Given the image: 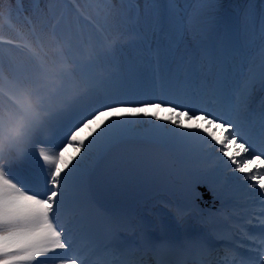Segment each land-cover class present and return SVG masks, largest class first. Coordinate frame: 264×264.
Here are the masks:
<instances>
[{
    "label": "snow or ice",
    "instance_id": "snow-or-ice-1",
    "mask_svg": "<svg viewBox=\"0 0 264 264\" xmlns=\"http://www.w3.org/2000/svg\"><path fill=\"white\" fill-rule=\"evenodd\" d=\"M219 2L136 0L143 32L100 3L103 29L127 37L111 56L155 54L117 63L0 164V264H264V0ZM161 185L195 229L154 235L134 220L131 203Z\"/></svg>",
    "mask_w": 264,
    "mask_h": 264
},
{
    "label": "bare ground",
    "instance_id": "bare-ground-1",
    "mask_svg": "<svg viewBox=\"0 0 264 264\" xmlns=\"http://www.w3.org/2000/svg\"><path fill=\"white\" fill-rule=\"evenodd\" d=\"M49 2V0H45V4H47ZM113 4V3H112ZM108 6H110V5H108ZM60 8H61V4L59 3V10H60ZM115 9V8H114ZM114 9H112V14H113V12H114ZM59 12V11H58ZM104 14H108V9H106L104 12H102V15H104ZM141 25H143L142 23H140ZM19 25L20 24H17V25H15L13 28V30H15L16 28H18L19 27ZM144 26V25H143ZM89 27H86V29H88ZM100 39V41H101V38H99ZM75 40H77V41H79L80 42V40H78V39H75ZM81 43V42H80ZM65 56H66V53H65ZM133 57V54H128V55H126L124 58H125V61L126 60H128V59H130V58H132ZM111 60V59H110ZM109 60V61H110ZM66 64V66L67 67H69L70 68V70H72L74 67H73V65H75L76 66V62H72L71 63V61H70V64H67V63H65ZM85 65L84 64H79V68H83ZM21 73H25V69H24V71L22 72V71H20ZM62 74H65L66 73V71H63V72H61ZM60 77L61 76H59V77H57V78H55V82L54 83H50V82H48L47 84H45V85H43V87H41V94L47 89V88H49L50 86H52L53 84H55L56 82H58V81H60L61 79H60ZM104 87H106V85L104 86ZM103 87V88H104ZM93 91H94V88H93ZM33 94V97H32V100L34 101V103H38L37 102V100H38V98H39V96L36 94V93H32ZM55 95H56V98L55 99H53V100H51V101H49L48 103H47V108H42V106L41 105H39V107H40V114L39 115H36L35 117H33L32 119L34 120V121H32L31 123H28V124H25V125H23V126H21L20 128H18V129H16V130H20V129H22V128H27L28 129V133L31 135V136H33V134H31V133H33V132H37L38 130H40V128L38 127V126H35V121L36 122H38V123H40L41 125H42V127L44 128V130L46 131V132H49L50 130H51V127L53 126V127H55L54 125H51L50 124V122L48 121V120H46L45 119V117H44V115H45V113L47 112V115H48V112L50 111V109L53 107L52 105H56V106H54L55 107V109H57V111L58 110H60V107H59V97L60 96H62V97H65V99H69V101H74L73 99H76V101L78 100V98H79V95L78 94H76V88H74V86L72 85V84H68V83H65L64 85H62V86H57V87H55ZM76 103V102H75ZM61 104H65L64 103V101H62L61 102ZM59 108V109H58ZM69 109H71V107L69 106V105H67V104H65V106H64V109H63V113L65 112V111H67V110H69ZM161 116L162 115H165L166 113H164V112H160L159 113ZM20 123V121H17L15 124H19ZM2 139H3V141L4 142H8L7 144H10V146L11 147H14L15 146V144H13V143H10L9 141H7V139L6 138H1L0 137V143H1V141H2ZM24 138H22L20 141H22ZM30 142H32V137H31V139L29 140ZM7 144H5V145H7ZM5 156H6V153H2L1 154V156H0V162L1 161H4L5 160ZM13 158H17L16 156H12V157H9V159L7 160V163L11 160V159H13ZM31 164L33 165V166H35L36 165V159H34L32 162H31ZM176 200V201H180V199H181V197H180V194H179V191L178 190H176V191H173L172 189H170L164 196H161V197H159V198H156V199H154V202H156V201H158V202H160V201H164V200ZM152 204V203H151ZM177 214H178V212H176ZM135 220V219H134ZM150 232H152L154 235H165V234H168V235H171V234H173V233H180V232H183L185 229H188V230H193V229H195L196 227H197V225H196V221H195V219L190 215L189 216V218H188V220H187V222L183 225V226H177L176 224H174V223H170V222H166V221H164V222H160V223H158L154 228H152V227H149V226H147L146 224H143Z\"/></svg>",
    "mask_w": 264,
    "mask_h": 264
},
{
    "label": "rangeland",
    "instance_id": "rangeland-1",
    "mask_svg": "<svg viewBox=\"0 0 264 264\" xmlns=\"http://www.w3.org/2000/svg\"><path fill=\"white\" fill-rule=\"evenodd\" d=\"M11 0H0V36H10V37H14L15 38V34L18 35H22L24 36L25 33H21V31L25 32V22L23 21V19L20 18H14L10 16H8V6L11 4L10 2ZM96 2L99 0H95ZM221 1L219 2V5L221 4ZM42 3H40L39 7V13L41 14L40 17L38 19V24L41 25H47L49 21L54 19L55 14L57 13L58 10L56 9H52L50 10L49 14L46 16V13H44V8H43V4L45 3V0H41ZM51 5L54 3L53 0H49V2ZM75 11L72 12L70 15L74 16L78 19V24H79V28L82 29V27L84 26V22H86V20L91 21L94 25L96 26H101L102 21H104V18L102 17V7H100L99 5L94 8L92 6H90L88 3H86L84 0H75ZM136 5V3H135ZM5 21H9L11 26L6 27L4 25ZM17 21H19L20 25L18 28V32L15 33L13 30L14 26L17 24ZM45 37L48 38V41L50 42V37L48 34H45ZM75 37L74 34H70L69 35V39H73ZM15 47H17L16 45H14Z\"/></svg>",
    "mask_w": 264,
    "mask_h": 264
}]
</instances>
